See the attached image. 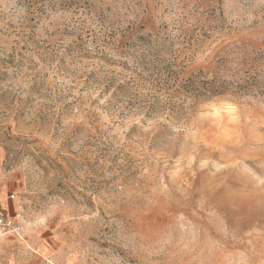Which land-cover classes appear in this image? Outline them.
<instances>
[{"label":"rangeland","instance_id":"374dc122","mask_svg":"<svg viewBox=\"0 0 264 264\" xmlns=\"http://www.w3.org/2000/svg\"><path fill=\"white\" fill-rule=\"evenodd\" d=\"M0 208V264H264V0H0Z\"/></svg>","mask_w":264,"mask_h":264},{"label":"built area","instance_id":"2783aa9c","mask_svg":"<svg viewBox=\"0 0 264 264\" xmlns=\"http://www.w3.org/2000/svg\"><path fill=\"white\" fill-rule=\"evenodd\" d=\"M18 232L16 218L4 211H0V238L17 235Z\"/></svg>","mask_w":264,"mask_h":264},{"label":"crops","instance_id":"0c3cea01","mask_svg":"<svg viewBox=\"0 0 264 264\" xmlns=\"http://www.w3.org/2000/svg\"><path fill=\"white\" fill-rule=\"evenodd\" d=\"M6 207H7V206H6ZM0 211H4V212H6L5 210H3V208H2V209L0 208Z\"/></svg>","mask_w":264,"mask_h":264}]
</instances>
